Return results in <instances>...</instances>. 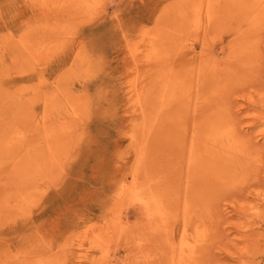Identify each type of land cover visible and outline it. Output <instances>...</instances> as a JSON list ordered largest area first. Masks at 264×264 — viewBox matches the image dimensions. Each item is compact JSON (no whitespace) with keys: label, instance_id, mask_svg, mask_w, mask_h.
<instances>
[{"label":"rangeland","instance_id":"rangeland-1","mask_svg":"<svg viewBox=\"0 0 264 264\" xmlns=\"http://www.w3.org/2000/svg\"><path fill=\"white\" fill-rule=\"evenodd\" d=\"M224 1L0 0V264H166L188 252L189 264H264V168L255 182L195 188L203 172L179 161L158 80L181 14L195 57L219 8L227 28L210 34L213 58L227 56L230 25L264 30L248 20L253 0ZM261 42L258 81L230 104L240 135L264 152ZM155 52L161 65L146 62Z\"/></svg>","mask_w":264,"mask_h":264},{"label":"bare ground","instance_id":"bare-ground-1","mask_svg":"<svg viewBox=\"0 0 264 264\" xmlns=\"http://www.w3.org/2000/svg\"><path fill=\"white\" fill-rule=\"evenodd\" d=\"M209 5V3L206 4L207 14L210 10ZM240 11L241 12H238L240 16L242 14L244 16L246 15V9ZM213 13L214 19H211L207 26L198 33H202L204 41L202 42L201 39V52L197 57H195L196 55L193 52L194 47L191 46V40H198L195 38L196 36H192V30H188L186 32L187 34L185 33L183 22L187 18L183 19V15H180L178 30H175L178 35V49L172 59L167 57L166 61L170 62V68H168V70L166 69L164 75L162 76L161 74V78L158 79L160 81L163 80L165 83V88L162 90V93H170L166 105L163 107H167V109L173 107V111L175 112L171 115L176 117V120L173 121L168 119V121H166L167 123L165 122L167 118L163 121L172 127L171 132L176 133L177 136L180 135V145L177 147L178 152L182 155L186 152V160L183 161L179 159V161L186 164L185 173H187V175L194 174L193 172L196 167L199 172H203L202 176L204 178L194 184L195 188H207V193L211 190L217 191L220 189L223 186L220 184L223 183L226 178L229 181L228 177L240 178V182L244 180L250 181L252 178L255 182L258 173H261V169L264 168L263 149L261 150L259 147L254 146V143H251L253 138L250 139L249 142L245 139V134V138L240 135L238 132L239 129H237V123L239 122L233 117L230 104L231 95L236 93L237 88L245 89L247 87L249 89L248 85L251 83L254 84L255 80L258 78L257 64L263 56L260 52L261 47H259V44L264 30L258 27L254 33L248 26L246 31L235 32L237 28L235 29L230 25L227 30L231 31L233 37H230L229 44H227L228 54L227 56H223L222 49H219V55H222V58L218 60L217 58L211 57L212 48L207 42L212 44L210 38L216 37V35L210 36L213 30L219 33L225 31L227 27L221 30L217 28V26L222 25L218 24L219 18H221V9L219 8L217 13L214 11ZM247 15H249L248 20L252 25L256 20V24L262 23L264 21V0H253L249 9V14ZM257 15L259 16L256 18ZM200 27L202 26L200 25ZM163 59H165V54L155 52L151 53V57L147 58L146 62L154 60L161 65L164 61ZM156 66L150 67L155 68ZM176 66L177 71L174 74ZM146 81L147 84H150L151 78L148 77ZM169 81L173 84L172 86H170L171 83H169ZM158 83L159 82H156L154 85L147 88L145 94L147 104H151L150 97L153 96L154 87H156ZM163 96L164 95L161 94V97ZM181 107L187 109L185 112L183 111L184 114L180 113ZM160 118L162 119L161 116L157 115L155 122L159 121L160 123ZM189 120H191L192 123L190 129L191 135H189L190 133H188L189 131L186 129ZM170 135L172 137L173 134L171 133ZM198 138H200V140ZM178 158H180V156ZM235 171L236 173L239 172V174L237 173L238 175L236 174V176H231L229 174V172L234 173ZM176 174L177 173L172 174V177L178 180ZM208 176H210L212 180H207ZM191 179L193 180L192 177ZM231 182L233 184L236 183L235 180ZM162 183L168 185L169 181H167L166 178ZM164 188L168 187L165 186ZM183 252L181 250L180 254H184ZM147 253L149 254V252ZM190 257V252L185 254V257L171 254V256L166 258V262L168 264H189L191 262Z\"/></svg>","mask_w":264,"mask_h":264}]
</instances>
